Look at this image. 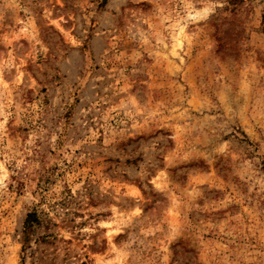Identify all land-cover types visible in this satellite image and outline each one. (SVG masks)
<instances>
[{
	"label": "rangeland",
	"instance_id": "1",
	"mask_svg": "<svg viewBox=\"0 0 264 264\" xmlns=\"http://www.w3.org/2000/svg\"><path fill=\"white\" fill-rule=\"evenodd\" d=\"M0 264H264V0H0Z\"/></svg>",
	"mask_w": 264,
	"mask_h": 264
},
{
	"label": "trees",
	"instance_id": "2",
	"mask_svg": "<svg viewBox=\"0 0 264 264\" xmlns=\"http://www.w3.org/2000/svg\"><path fill=\"white\" fill-rule=\"evenodd\" d=\"M35 222H36L35 215L34 214H28L26 217V220L24 222V231L28 232L31 229L32 224Z\"/></svg>",
	"mask_w": 264,
	"mask_h": 264
}]
</instances>
